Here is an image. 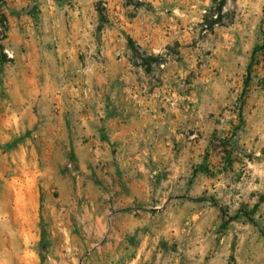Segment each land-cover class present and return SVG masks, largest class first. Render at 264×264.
Masks as SVG:
<instances>
[{
	"label": "rangeland",
	"instance_id": "rangeland-1",
	"mask_svg": "<svg viewBox=\"0 0 264 264\" xmlns=\"http://www.w3.org/2000/svg\"><path fill=\"white\" fill-rule=\"evenodd\" d=\"M0 264H264V0H0Z\"/></svg>",
	"mask_w": 264,
	"mask_h": 264
}]
</instances>
